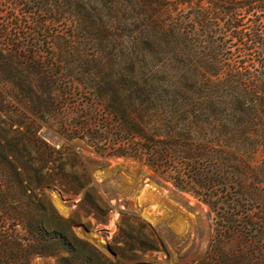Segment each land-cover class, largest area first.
Returning a JSON list of instances; mask_svg holds the SVG:
<instances>
[{
	"label": "rangeland",
	"instance_id": "374dc122",
	"mask_svg": "<svg viewBox=\"0 0 264 264\" xmlns=\"http://www.w3.org/2000/svg\"><path fill=\"white\" fill-rule=\"evenodd\" d=\"M146 18V5L137 0H0V29H7L0 45L14 53L0 66V136L9 132L14 141L13 130L27 132L25 144L37 159L34 133L60 151L47 164L51 177L43 191L73 221L75 234L116 264H264V143L256 199L246 166L241 192L217 181L199 188L221 198L211 206L179 190L146 158L115 155L98 136L99 123L110 125L114 110L149 113L129 105L146 94L132 83H141L158 64L148 61L144 48ZM14 43L24 49L12 51ZM21 89L29 93L17 94ZM118 133L111 128V135ZM260 133L264 139V116ZM16 156L28 159L21 147ZM197 164L219 178L213 162L202 158ZM87 191L100 211L84 200ZM121 225L134 233L152 231L158 250L127 259L130 244L118 235ZM115 236L124 256L111 248ZM30 264L61 262L41 255Z\"/></svg>",
	"mask_w": 264,
	"mask_h": 264
},
{
	"label": "trees",
	"instance_id": "16d2710c",
	"mask_svg": "<svg viewBox=\"0 0 264 264\" xmlns=\"http://www.w3.org/2000/svg\"><path fill=\"white\" fill-rule=\"evenodd\" d=\"M137 1L147 8L148 61L158 59V64L141 83H132L134 91L146 94L130 99L129 105L149 113L114 110L110 125L99 123V138L112 145L117 156L146 158L179 190L211 206H218L221 198L199 188L217 181L241 192L240 174L247 166L254 176L249 192L256 199L264 143V0ZM6 31L0 29L1 40ZM13 46L16 53L24 49L18 43ZM13 58L14 53L0 45V66ZM159 71L161 78L156 79ZM24 93L29 91L17 92ZM111 128L117 136L111 135ZM13 132L14 141L9 132L0 136V264H30L41 255L57 256L61 264H116L78 237L73 221L63 217L43 191L51 177L47 164L60 151L34 133L39 159L32 157L25 144L27 132ZM20 147L27 160L16 156ZM202 158L216 165L219 178L198 166ZM235 178L237 183L229 185ZM84 200L101 210L88 191ZM118 235L130 244L129 260L159 248L152 231L134 233L121 225ZM124 247L115 236L113 251L124 256Z\"/></svg>",
	"mask_w": 264,
	"mask_h": 264
}]
</instances>
